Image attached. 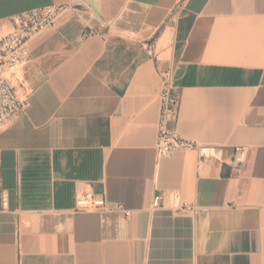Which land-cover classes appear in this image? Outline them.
<instances>
[{
    "label": "crops",
    "instance_id": "obj_1",
    "mask_svg": "<svg viewBox=\"0 0 264 264\" xmlns=\"http://www.w3.org/2000/svg\"><path fill=\"white\" fill-rule=\"evenodd\" d=\"M51 4L80 7L30 42L0 128V264H264V0H0V34ZM167 71L215 157L156 160Z\"/></svg>",
    "mask_w": 264,
    "mask_h": 264
},
{
    "label": "built area",
    "instance_id": "obj_2",
    "mask_svg": "<svg viewBox=\"0 0 264 264\" xmlns=\"http://www.w3.org/2000/svg\"><path fill=\"white\" fill-rule=\"evenodd\" d=\"M80 7L78 4H51L31 8L17 15L13 27L0 34V128L11 118L24 112L27 100L20 96L16 84L7 73L21 69L29 60V44L40 33L47 29H56L59 20L68 11ZM159 93V117L156 127L155 157L162 160L171 157L178 151H194L202 158L215 157L218 150L214 147L199 146L195 141L180 135L175 129L180 108V93L172 86V73L161 74ZM245 158V149L236 147L233 155V167H240ZM163 197L154 195L151 208L163 207ZM0 207L6 210L7 198L2 195ZM106 209L105 198L92 191H82L76 197V210L93 212Z\"/></svg>",
    "mask_w": 264,
    "mask_h": 264
},
{
    "label": "rangeland",
    "instance_id": "obj_3",
    "mask_svg": "<svg viewBox=\"0 0 264 264\" xmlns=\"http://www.w3.org/2000/svg\"><path fill=\"white\" fill-rule=\"evenodd\" d=\"M6 75H7V77H11V78L13 77L12 83L19 85V86L21 85V86L26 88V85L24 84L22 78L19 76L20 75V69H17L14 72L11 71V72L7 73Z\"/></svg>",
    "mask_w": 264,
    "mask_h": 264
},
{
    "label": "bare ground",
    "instance_id": "obj_4",
    "mask_svg": "<svg viewBox=\"0 0 264 264\" xmlns=\"http://www.w3.org/2000/svg\"><path fill=\"white\" fill-rule=\"evenodd\" d=\"M20 76V75H19Z\"/></svg>",
    "mask_w": 264,
    "mask_h": 264
}]
</instances>
